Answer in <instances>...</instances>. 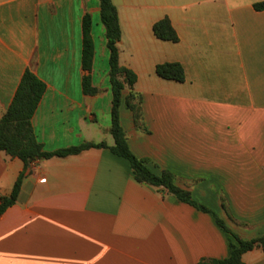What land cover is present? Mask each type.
Returning <instances> with one entry per match:
<instances>
[{
	"label": "crops",
	"instance_id": "1",
	"mask_svg": "<svg viewBox=\"0 0 264 264\" xmlns=\"http://www.w3.org/2000/svg\"><path fill=\"white\" fill-rule=\"evenodd\" d=\"M120 65L132 70L140 127L124 105L132 153L211 209L243 239L264 235V11L261 0H111ZM94 56L82 68V19ZM168 17L177 41L155 36ZM178 62L183 81L156 74ZM26 69L46 84L31 119L45 151L114 144L109 49L99 0H0V118ZM89 74L92 94L83 91ZM0 264H198L229 255V235L207 212L138 182L108 148L25 163L0 151ZM227 202L224 209L222 200ZM244 264H264L257 246Z\"/></svg>",
	"mask_w": 264,
	"mask_h": 264
},
{
	"label": "trees",
	"instance_id": "2",
	"mask_svg": "<svg viewBox=\"0 0 264 264\" xmlns=\"http://www.w3.org/2000/svg\"><path fill=\"white\" fill-rule=\"evenodd\" d=\"M100 20L105 28L106 45L109 49V81L112 91L111 126L110 133L113 136L114 144L108 146L104 141L99 143L83 142L79 145L59 148L53 151H45L42 144L37 140L33 131L31 119L44 94L46 84L30 69H26L16 88L13 99L7 110L0 118V151L10 156L18 157L25 163L37 159H48L51 157H66L78 154L89 148H108L113 154L125 158L130 165L134 178L141 183L152 185L160 190L172 194L178 200L187 203L198 210L210 213L218 227L229 235V255L223 259L202 260L198 264H244L242 255L260 246L264 250V235L251 239H243L235 234L226 223L211 209L196 202L190 191L178 186L175 183V175L166 169L160 173L154 172L147 166L144 159L138 158L130 150L126 133L120 122L119 108L122 103V91L127 85L129 92L124 98V105L132 113L133 122L140 127L141 108L137 103V94L132 90L136 81L135 73L120 65L118 57V41L120 39V26L115 5L111 0H99ZM257 11H264V0L253 4ZM155 36L162 40L177 41L178 36L168 17L156 21L153 24ZM82 68L90 71L94 56V45L91 36V17L85 14L82 19ZM156 74L164 79L183 81L185 72L183 66L178 62H164L156 65ZM83 91L92 94L95 89L91 85L89 74L82 79ZM23 179L21 173L16 179L8 196L0 199V214L18 196ZM224 206V201H223Z\"/></svg>",
	"mask_w": 264,
	"mask_h": 264
},
{
	"label": "rangeland",
	"instance_id": "3",
	"mask_svg": "<svg viewBox=\"0 0 264 264\" xmlns=\"http://www.w3.org/2000/svg\"><path fill=\"white\" fill-rule=\"evenodd\" d=\"M223 201H224V209H225V210H228V208H227V202L225 201V199L222 200V203H223ZM234 233H235V232H234ZM235 234H236V233H235Z\"/></svg>",
	"mask_w": 264,
	"mask_h": 264
}]
</instances>
